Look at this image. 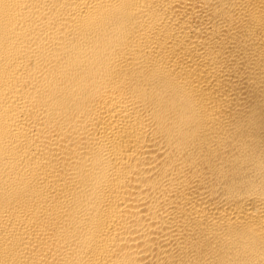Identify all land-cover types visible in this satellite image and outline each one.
Masks as SVG:
<instances>
[{
	"label": "bare ground",
	"instance_id": "1",
	"mask_svg": "<svg viewBox=\"0 0 264 264\" xmlns=\"http://www.w3.org/2000/svg\"><path fill=\"white\" fill-rule=\"evenodd\" d=\"M0 264H264V0H0Z\"/></svg>",
	"mask_w": 264,
	"mask_h": 264
}]
</instances>
